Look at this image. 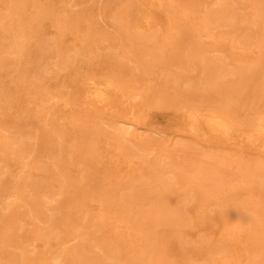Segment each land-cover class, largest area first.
<instances>
[{
  "label": "rangeland",
  "instance_id": "obj_1",
  "mask_svg": "<svg viewBox=\"0 0 264 264\" xmlns=\"http://www.w3.org/2000/svg\"><path fill=\"white\" fill-rule=\"evenodd\" d=\"M257 111L264 0H0V264H264Z\"/></svg>",
  "mask_w": 264,
  "mask_h": 264
},
{
  "label": "bare ground",
  "instance_id": "obj_2",
  "mask_svg": "<svg viewBox=\"0 0 264 264\" xmlns=\"http://www.w3.org/2000/svg\"><path fill=\"white\" fill-rule=\"evenodd\" d=\"M229 14V13H228ZM235 16V15H234ZM236 18V17H235ZM185 40V39H184ZM185 43V42H184ZM193 52V51H192ZM3 64V63H2ZM111 77V76H109ZM91 81V80H90ZM93 81V80H92ZM95 82V81H94ZM112 82V81H111ZM163 83V82H162ZM166 83V82H164ZM187 83V82H186ZM93 85V84H92ZM100 84H96V86L93 87V92L95 94H97L98 97H103L104 92L103 89H101V87L99 86ZM237 87V86H235ZM258 87V86H257ZM92 88V87H91ZM149 88V87H148ZM165 88V87H163ZM193 88V87H192ZM153 89V88H152ZM159 90H162V87L158 88ZM231 89V88H230ZM170 90V89H168ZM233 90V89H232ZM143 91V90H142ZM147 91V90H146ZM231 91V90H230ZM236 91V90H235ZM87 92V91H86ZM144 92V91H143ZM163 92V91H161ZM165 92V89H164ZM89 93V92H88ZM130 93V92H129ZM168 93V92H167ZM136 95V94H135ZM135 95H133L132 97H136ZM169 95V93H168ZM221 97V96H220ZM131 98V97H130ZM159 99V98H158ZM192 99V98H191ZM212 99V98H211ZM219 99V98H218ZM168 100V99H167ZM188 100V99H187ZM256 103V102H255ZM227 107V106H226ZM256 107V106H255ZM253 109V108H252ZM258 112V111H257ZM198 113V112H197ZM212 114L209 115L206 118V125H208L210 128H212V130L214 129V131H218V132H222V133H226L227 131L230 130V126H231V122H230V118L228 115H225L223 112H219L216 110H213L211 112ZM192 115V114H191ZM203 115V114H202ZM208 115V114H207ZM188 116V115H187ZM193 121L196 120V118L198 119V116H194L192 115ZM250 122L254 127V131L258 134H262L264 133V113H262L261 111L256 113V114H252L251 118H250ZM193 127V125H192ZM200 127V126H199ZM224 135V134H223ZM23 187V186H22ZM83 264V263H82Z\"/></svg>",
  "mask_w": 264,
  "mask_h": 264
}]
</instances>
